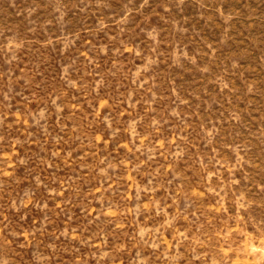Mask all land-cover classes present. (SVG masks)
Returning <instances> with one entry per match:
<instances>
[{
  "label": "rangeland",
  "instance_id": "rangeland-1",
  "mask_svg": "<svg viewBox=\"0 0 264 264\" xmlns=\"http://www.w3.org/2000/svg\"><path fill=\"white\" fill-rule=\"evenodd\" d=\"M0 264H264V0H0Z\"/></svg>",
  "mask_w": 264,
  "mask_h": 264
}]
</instances>
